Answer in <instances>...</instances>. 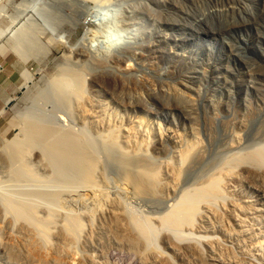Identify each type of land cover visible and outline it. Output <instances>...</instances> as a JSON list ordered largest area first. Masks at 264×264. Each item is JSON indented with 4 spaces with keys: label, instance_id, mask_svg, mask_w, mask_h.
<instances>
[{
    "label": "bare ground",
    "instance_id": "6f19581e",
    "mask_svg": "<svg viewBox=\"0 0 264 264\" xmlns=\"http://www.w3.org/2000/svg\"><path fill=\"white\" fill-rule=\"evenodd\" d=\"M84 73L57 69L0 141V264H68L74 256L106 264L110 245L141 264H264V123L244 144L234 118L223 153L208 161L195 126L179 132L139 116L120 123L87 92ZM48 101L63 116L42 110ZM115 177L119 195L107 189ZM243 182L257 199L238 191ZM129 187L163 205L148 214L129 208Z\"/></svg>",
    "mask_w": 264,
    "mask_h": 264
},
{
    "label": "rangeland",
    "instance_id": "374dc122",
    "mask_svg": "<svg viewBox=\"0 0 264 264\" xmlns=\"http://www.w3.org/2000/svg\"><path fill=\"white\" fill-rule=\"evenodd\" d=\"M64 65L84 69L87 92L95 90L120 123L139 116L179 132L195 126L210 161L223 153L234 118L243 122L244 144L264 123V0H0V141ZM43 105L63 116L52 102ZM254 188L237 187L257 199ZM137 195L129 187L123 197L143 214L163 205L159 196ZM111 247L106 264H141L123 246Z\"/></svg>",
    "mask_w": 264,
    "mask_h": 264
},
{
    "label": "water",
    "instance_id": "95a60500",
    "mask_svg": "<svg viewBox=\"0 0 264 264\" xmlns=\"http://www.w3.org/2000/svg\"><path fill=\"white\" fill-rule=\"evenodd\" d=\"M10 102H8L7 104H6V106L9 104Z\"/></svg>",
    "mask_w": 264,
    "mask_h": 264
},
{
    "label": "crops",
    "instance_id": "0c3cea01",
    "mask_svg": "<svg viewBox=\"0 0 264 264\" xmlns=\"http://www.w3.org/2000/svg\"><path fill=\"white\" fill-rule=\"evenodd\" d=\"M1 82V81H0ZM1 88V87H0ZM0 108H1V106H0Z\"/></svg>",
    "mask_w": 264,
    "mask_h": 264
}]
</instances>
